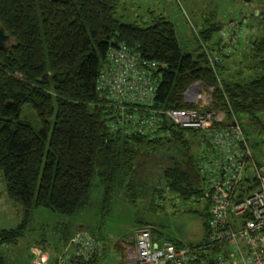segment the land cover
<instances>
[{
	"label": "trees",
	"instance_id": "obj_1",
	"mask_svg": "<svg viewBox=\"0 0 264 264\" xmlns=\"http://www.w3.org/2000/svg\"><path fill=\"white\" fill-rule=\"evenodd\" d=\"M114 12V0H0V28L10 41L0 50V178L7 199L22 211L15 228L0 231V264H8L6 256L23 238L33 209L71 216L89 198L94 181L102 190V203L112 188L121 187L131 201L143 154L175 153V158L167 156L169 166L161 172L166 188L182 200L203 197L206 182L190 151L196 132L166 119L161 128L168 135L162 138L108 126L107 116L115 111L97 92L96 82L110 46L122 44L157 64L152 73L157 84L150 107L154 111L192 107L182 95L199 82L212 89L210 109L221 110L226 119L234 115L241 124L239 115L251 121L264 112V36L251 42L256 66L240 79L237 72V80H219L221 60L215 68L207 61L208 53L226 46L219 36L211 42L222 30L219 25L203 27L196 46L185 50L162 16L126 23ZM24 106L33 112L37 127L19 119ZM201 202L203 237L188 247L205 239L208 204ZM150 232L156 242L183 246L162 239L152 227ZM33 245L42 249V242ZM215 252L211 248L199 257L209 264ZM56 257L47 256L49 262ZM92 257L74 263L95 264Z\"/></svg>",
	"mask_w": 264,
	"mask_h": 264
},
{
	"label": "rangeland",
	"instance_id": "obj_2",
	"mask_svg": "<svg viewBox=\"0 0 264 264\" xmlns=\"http://www.w3.org/2000/svg\"><path fill=\"white\" fill-rule=\"evenodd\" d=\"M114 3V16L121 22L139 23L151 16H162L172 24L177 43L185 50L196 46L194 39L203 27L217 24L223 30L232 21L237 26L233 34L237 37L236 49L233 55L221 59L224 72H220L218 79L237 80V72L240 79L247 74V68L256 66L251 42L264 36V0H114ZM218 36L219 33H214L211 42ZM9 42L5 40L4 46ZM199 92L203 96L209 94L206 89ZM238 117L254 160L264 162V112L256 114L251 121L243 115ZM23 118L37 127L33 112L26 106L19 116L20 120ZM190 151L195 155L199 151L195 139ZM168 155L176 157L175 153L168 151L167 154L163 150L138 157L140 165L136 185L130 191L131 201L121 187L112 188L102 203V190L94 181L89 198L71 216L33 209L23 238L6 256L8 264H32L31 249H41L33 245L35 242H42L41 250H45L46 256L65 255L74 263L81 257L75 255L81 248L71 241L76 233L88 236L97 245V253L92 254L95 264H118L132 247L134 231L142 227H152L162 239L168 238L183 246L200 242L204 205L193 198L182 200L166 188L161 172L169 166ZM21 214V208L7 199L0 178V231L15 228Z\"/></svg>",
	"mask_w": 264,
	"mask_h": 264
},
{
	"label": "built area",
	"instance_id": "obj_3",
	"mask_svg": "<svg viewBox=\"0 0 264 264\" xmlns=\"http://www.w3.org/2000/svg\"><path fill=\"white\" fill-rule=\"evenodd\" d=\"M237 26L230 22L219 32L220 50L207 54L211 68L229 55L235 45ZM156 63L142 59L122 44L110 46L99 71L96 90L115 113L107 116L111 129L133 130L149 139L167 136L161 128L166 119L172 126L196 132L197 167L206 182L200 201H206L204 242L196 247L175 246L154 240L149 227L133 233L132 247L118 264H204L199 257L211 248L216 252L209 264H264V162H256L243 131L231 115L211 110V88L192 83L183 93L189 108L152 110ZM206 89L208 96L199 90ZM130 110V114L126 111ZM81 250L75 255L86 261L97 245L84 234L71 240ZM196 245V244H195ZM95 253V254H96ZM32 264H69L65 255L49 262L45 254L31 249Z\"/></svg>",
	"mask_w": 264,
	"mask_h": 264
},
{
	"label": "water",
	"instance_id": "obj_4",
	"mask_svg": "<svg viewBox=\"0 0 264 264\" xmlns=\"http://www.w3.org/2000/svg\"><path fill=\"white\" fill-rule=\"evenodd\" d=\"M5 40H7V36L4 34L3 30L0 28V50H5V46H4Z\"/></svg>",
	"mask_w": 264,
	"mask_h": 264
}]
</instances>
